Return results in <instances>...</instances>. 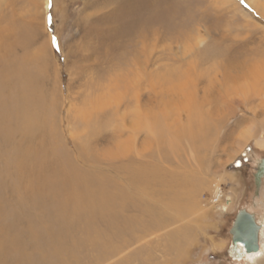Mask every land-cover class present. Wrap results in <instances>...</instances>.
Instances as JSON below:
<instances>
[{"label": "rangeland", "instance_id": "obj_1", "mask_svg": "<svg viewBox=\"0 0 264 264\" xmlns=\"http://www.w3.org/2000/svg\"><path fill=\"white\" fill-rule=\"evenodd\" d=\"M261 5L264 0H0V29H27L34 36L30 53L44 45L52 65L44 86L56 90L55 145L93 181L81 176L84 187L70 189L61 226L32 220L17 231L0 230V264H258V258L232 259L229 250L238 210L252 213L264 232V180L256 190L253 176L264 158V144L256 143L264 131ZM193 115L205 121L202 135H190L197 131ZM241 130L250 133L242 147L235 142ZM138 166L154 177L136 189L130 175ZM17 180L16 192L0 191L1 205L12 204L14 212L22 206L16 193H35ZM96 181L138 196L152 214L106 239L86 216L96 189L87 184ZM30 215L38 217L35 209Z\"/></svg>", "mask_w": 264, "mask_h": 264}, {"label": "bare ground", "instance_id": "obj_2", "mask_svg": "<svg viewBox=\"0 0 264 264\" xmlns=\"http://www.w3.org/2000/svg\"><path fill=\"white\" fill-rule=\"evenodd\" d=\"M255 1L250 0V3ZM33 39L34 36L30 35L27 29H0V191L7 189L13 192L15 187L16 192L17 179L23 178L27 181L29 193L35 192L34 195L29 194L26 198H23L20 192L16 193L20 196L19 204L24 207H17V209H20L16 210V212L13 211L12 204L11 207H8L10 204L2 206L1 202L3 201L0 198L1 231L6 229L11 232L17 231L18 226L16 229V225L21 223L27 225L32 220H35L36 223H41L40 225L55 222L61 226L64 215L70 213L68 211L70 209V189L77 193L78 189L84 187V183H86L82 180L85 179L86 181L87 179V176L84 175L83 178V175L81 177L76 172L77 170L69 162L70 160L68 161L67 155H64L57 149L58 146L55 145L56 135L53 133V127H56L54 125V111L57 106L56 90L49 91L44 86V79H47L44 76L48 75L49 66L52 65L51 62L45 59L48 55L44 52V45L39 46L31 53L26 50ZM41 57L44 58L43 62ZM251 84L253 85V82ZM209 88L212 90L214 85L209 86ZM210 89L208 87L206 90L204 89L205 94L210 92ZM205 112H207V109ZM85 113L89 115L86 118L85 115L82 116L85 119L83 120L86 123L85 126L92 129L93 126H90V124H94L92 122L93 117L91 119V115L86 110ZM193 116H191L192 120H190L191 128L194 129L196 126L197 131L195 133L190 130V135H202L206 128L205 121L201 117L199 119L197 116ZM194 118H197V122ZM90 128L89 130H91ZM249 134V131L240 132L235 138V142L241 147L244 146ZM256 139L257 144H264V131ZM33 141L35 145H33ZM145 169H147L146 166H144V169L138 166L136 167V172L134 171L130 175V180L134 183L133 185H135L136 189L146 183L148 179L154 177L153 171H147L148 173H146L143 171ZM80 177L83 179L81 180ZM226 178L229 181H234L235 177L232 174H226ZM88 179L87 182H89ZM90 182L92 183L93 181L90 180ZM89 183L87 184L88 186H96V189L92 187L95 192H92L93 189H91L92 197H89L91 196L90 194L88 196L91 198L90 201H94V203H91L89 214L87 213L88 215L86 216L91 221L89 224H92L95 230H100L102 235L106 236V239H109L112 235L118 237L128 232V229L138 227L145 216L150 217L152 214L149 205L142 204L143 202L139 201L138 196L135 198V195L128 191L120 190L119 188L111 190V187L107 184L108 182L106 183L105 181L103 183L97 182L99 185ZM87 185L85 184V188H87ZM88 190L90 193V188ZM86 194L84 197H87L88 194ZM77 198L79 197L77 196ZM74 202L72 204L79 206V203L76 205L78 200ZM226 202H231V198L226 197ZM26 203L28 206H25ZM80 207L85 212V207L83 208L82 204ZM80 207L79 209L77 207V215L80 214L78 211ZM72 208L74 209V207ZM32 209H35L37 213L35 216H38L35 219H33V214V218L30 215ZM128 211L132 213L129 214ZM84 215L85 213L82 215L83 218ZM48 230L55 231V229ZM56 233L55 231L53 234ZM50 241H52V238ZM258 241L262 245L264 244V232L261 230L258 233ZM230 253L235 260L258 258L255 261L258 264H264V253L261 252V249L250 253L245 252L241 242L235 245L232 244Z\"/></svg>", "mask_w": 264, "mask_h": 264}, {"label": "water", "instance_id": "obj_3", "mask_svg": "<svg viewBox=\"0 0 264 264\" xmlns=\"http://www.w3.org/2000/svg\"><path fill=\"white\" fill-rule=\"evenodd\" d=\"M253 176L255 188L256 190H258L260 187L261 179L262 177H264V158H261L257 161ZM259 230L260 224L256 222L254 215L244 209H240L237 211L230 229L232 243L235 245L238 242H241L245 252H255L259 249Z\"/></svg>", "mask_w": 264, "mask_h": 264}, {"label": "snow or ice", "instance_id": "obj_4", "mask_svg": "<svg viewBox=\"0 0 264 264\" xmlns=\"http://www.w3.org/2000/svg\"><path fill=\"white\" fill-rule=\"evenodd\" d=\"M53 46H55V38H53Z\"/></svg>", "mask_w": 264, "mask_h": 264}, {"label": "flooded vegetation", "instance_id": "obj_5", "mask_svg": "<svg viewBox=\"0 0 264 264\" xmlns=\"http://www.w3.org/2000/svg\"><path fill=\"white\" fill-rule=\"evenodd\" d=\"M263 179H261V182H262V180H264V177H262Z\"/></svg>", "mask_w": 264, "mask_h": 264}]
</instances>
